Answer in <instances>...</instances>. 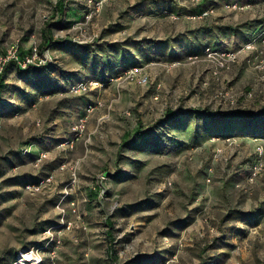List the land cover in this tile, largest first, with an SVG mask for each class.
<instances>
[{
    "label": "rangeland",
    "instance_id": "rangeland-1",
    "mask_svg": "<svg viewBox=\"0 0 264 264\" xmlns=\"http://www.w3.org/2000/svg\"><path fill=\"white\" fill-rule=\"evenodd\" d=\"M57 1L0 0V54L39 48L45 25L59 42L0 84V264H264V116L253 148L205 117L159 123L167 109L261 113L254 38L209 45L240 51L214 74L194 45L210 24L184 27L208 0H63L60 19ZM246 5H224L234 33ZM133 67L146 85L110 80ZM81 80L100 84L72 91Z\"/></svg>",
    "mask_w": 264,
    "mask_h": 264
},
{
    "label": "crops",
    "instance_id": "crops-1",
    "mask_svg": "<svg viewBox=\"0 0 264 264\" xmlns=\"http://www.w3.org/2000/svg\"><path fill=\"white\" fill-rule=\"evenodd\" d=\"M233 2H239L241 4H247L246 5L247 7L242 9L241 11L235 10V11H237L235 15L239 18L240 17L239 14H241V16L243 18L242 20L247 22L246 23L247 25H244L242 30L237 31L236 33H234V31H231V27L228 26V24H227L228 23L227 22L228 17H226L227 15H222L223 13H227V11H228L227 9L224 8V5L227 3H233ZM208 6H210L211 8H215L217 10L218 14L212 13L209 16H206L205 18H201V19H188V18H186V20H184V27L186 25H188V26L192 25L193 27L197 26L198 28H201V26H205L206 24H210V26L207 28L208 31L206 30L203 33L205 35H209L210 38H208L206 41H203V42H199L198 40L197 41L195 40L196 44H194V45L196 47L202 48L203 46L212 45L214 47H228L229 49H231V48L234 49L235 46L233 44H231L230 40H228L229 38L234 37L235 42H239V45L240 44L242 45L243 43H246V42L250 41L251 39H253L257 36L264 34V0H208V2L206 4H203L202 8L207 9ZM256 6H257V8H255ZM171 9L174 10L175 8L173 6H171ZM178 13H181V12H179V10H178ZM259 43H260L261 47H264V43H263V41H261V38H260ZM184 48H185V46L182 48V51ZM177 53H179V52H177ZM8 65L10 66V68L14 67V68L18 69V65L15 64L14 62H10V63H8ZM246 130H247V132H244V133L247 134L246 135L247 144L249 147L253 148V146L255 145V143L253 141L254 136H258L259 133H262L263 130H261V126L258 127L256 125L252 126L251 128H248ZM126 133H124V136ZM249 135H251V136H249ZM243 169H245V170L244 171L238 170V172L240 174H242L244 172L242 175H244L246 173H250L247 171L249 169H251V167L248 168L246 166V168H243ZM196 249H197V247H195V245L192 246L193 252H195ZM197 256L199 258L201 257L199 247H198V251H197Z\"/></svg>",
    "mask_w": 264,
    "mask_h": 264
},
{
    "label": "built area",
    "instance_id": "built-area-1",
    "mask_svg": "<svg viewBox=\"0 0 264 264\" xmlns=\"http://www.w3.org/2000/svg\"><path fill=\"white\" fill-rule=\"evenodd\" d=\"M234 8L239 7L237 4H233ZM214 12L213 8H208L204 10L199 16H206L209 14H212ZM259 38L262 39L264 42V34L259 35L258 37L254 38L252 42L248 43L245 46V49L248 50H256L258 54L261 56L257 57L259 58L257 65V68L262 71L263 78H264V56H263V50H258L256 45L254 44ZM239 50H223L221 48H213L211 46H207L204 50V54L209 58L211 61H213L216 64L214 74H217L219 70L221 69H228L233 63L237 62L239 59ZM44 54L39 52L38 47H34L30 53L26 54L25 56H21V47L19 44V41L13 43L9 48H7L3 53L0 54V75L2 74L4 68L7 66V64L11 61H14L19 67L21 68H27L29 65H36L41 63H47L49 62V58H42ZM142 70L137 67L130 68L124 72V74L119 75V77H113L110 80L114 81L116 79H123L125 78H131L136 79V81L141 85H146L148 83V76L145 74H142ZM100 84L97 81H78L75 83H71L70 88L72 91L75 92H83L87 91L92 85ZM94 106L90 105L88 108V112H91L94 110ZM84 120H82V124L75 129L78 130L79 127H81L79 130H83L84 127ZM257 150L259 154H263V148L261 146L257 147ZM261 169V165L257 163L252 170L250 179L253 180V178L258 174L259 170Z\"/></svg>",
    "mask_w": 264,
    "mask_h": 264
},
{
    "label": "trees",
    "instance_id": "trees-1",
    "mask_svg": "<svg viewBox=\"0 0 264 264\" xmlns=\"http://www.w3.org/2000/svg\"><path fill=\"white\" fill-rule=\"evenodd\" d=\"M56 15H58V19L62 18L63 16V0H58L56 3ZM204 9L199 10L198 13H202ZM59 23V22H57ZM55 24L52 25H45L44 29L42 30V42L40 43V47L38 48L40 51L45 50L47 41H52V43H59L54 35V27ZM52 28V29H51ZM84 50H88V48L83 47ZM21 56L22 54L21 51ZM14 62V61H11ZM10 63V62H9ZM15 63V62H14ZM16 64V63H15ZM8 65V64H7ZM33 65H29L27 68H31ZM9 66H6L0 75V84L2 83L4 76L8 70ZM27 68H21L18 66L19 70H24ZM190 115H197L198 117H205V119H208L210 123V130L213 128L215 129L217 126H219V130L223 133L231 131V133L236 129H248L252 126H261L263 119H261L264 116V109L262 112H254L249 109H242V110H223V111H211L208 108H178L176 110L174 109H167L163 118L159 120V123H167V121H175L179 117L185 118L189 117ZM141 122H138V125ZM213 123V124H212ZM142 132H139L141 134ZM129 135L127 132L124 136V139ZM111 252L113 253L114 250L111 249Z\"/></svg>",
    "mask_w": 264,
    "mask_h": 264
},
{
    "label": "bare ground",
    "instance_id": "bare-ground-1",
    "mask_svg": "<svg viewBox=\"0 0 264 264\" xmlns=\"http://www.w3.org/2000/svg\"><path fill=\"white\" fill-rule=\"evenodd\" d=\"M35 254L32 252H26V254H24L23 260H30V261H34L35 260Z\"/></svg>",
    "mask_w": 264,
    "mask_h": 264
}]
</instances>
